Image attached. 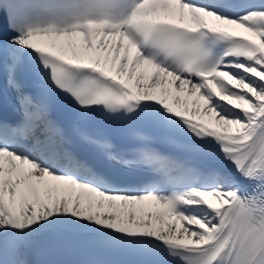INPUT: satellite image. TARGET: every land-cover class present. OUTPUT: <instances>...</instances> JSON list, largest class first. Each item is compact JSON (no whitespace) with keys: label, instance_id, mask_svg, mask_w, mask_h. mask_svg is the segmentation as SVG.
<instances>
[{"label":"snow or ice","instance_id":"6c2138e0","mask_svg":"<svg viewBox=\"0 0 264 264\" xmlns=\"http://www.w3.org/2000/svg\"><path fill=\"white\" fill-rule=\"evenodd\" d=\"M0 98V264L48 234L264 264V0H0ZM96 113L130 142L88 132Z\"/></svg>","mask_w":264,"mask_h":264}]
</instances>
